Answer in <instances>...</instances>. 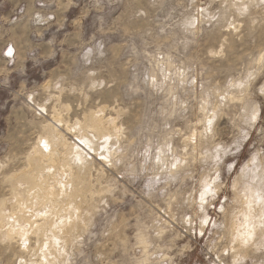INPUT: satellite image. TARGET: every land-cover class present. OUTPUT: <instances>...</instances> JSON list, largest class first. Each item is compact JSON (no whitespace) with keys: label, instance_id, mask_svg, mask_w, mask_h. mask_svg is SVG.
I'll list each match as a JSON object with an SVG mask.
<instances>
[{"label":"rangeland","instance_id":"rangeland-1","mask_svg":"<svg viewBox=\"0 0 264 264\" xmlns=\"http://www.w3.org/2000/svg\"><path fill=\"white\" fill-rule=\"evenodd\" d=\"M37 150L81 177L59 264H264V0H0V264L48 246L5 229Z\"/></svg>","mask_w":264,"mask_h":264},{"label":"bare ground","instance_id":"bare-ground-1","mask_svg":"<svg viewBox=\"0 0 264 264\" xmlns=\"http://www.w3.org/2000/svg\"><path fill=\"white\" fill-rule=\"evenodd\" d=\"M257 113L258 107L256 106L255 115ZM88 118H90V121L95 125L97 134H101L106 130L103 126L104 124L97 118L96 114H89ZM58 135V132L56 133L54 131V134L52 136H56L58 138ZM50 140L52 142V139ZM56 155L53 151H50L47 154L38 152V150L35 151L33 156L35 157L34 159H37L36 165H34V167L32 166L33 168L29 167L30 170L24 172L21 175V178L30 177L33 182H31L32 186L31 188L26 190V194H23L25 197H21L19 194L15 193L14 202L8 212L9 221L11 220L10 215H13L14 218H11H13L15 222L18 221L20 222V224L22 223L23 227H25L23 228V230L18 231H15L14 227L8 226L7 223V227H5V229L9 233H15L16 236H18L21 240L26 239V237L30 234H35L38 238H40L39 242H41L42 244H48L47 247H40L35 251V255L39 257L42 264H59V258L63 255V252H65L64 248L70 245L75 239L80 236V229L82 224V221L80 219V217H82L83 215L82 187L79 185H74L69 191H67L66 187H55L52 186L49 182L50 172L52 171V163H55L57 168H59L58 170H60L61 172L59 173V175L62 173H68V175L70 176H75L76 179L81 178L80 175L77 174V171L72 175L68 162L62 161L64 158L60 159V161L56 164V160H58L55 157ZM44 169H46V172L40 173V170ZM66 198L67 200H72L74 202V205L66 208L67 206L62 204L64 206V210H62V208L59 206L61 204V201ZM60 214H62V217H60ZM58 217H60V220H57ZM9 223L12 222L10 221ZM236 227L237 226L235 224L231 226V231H235ZM244 238L246 239V236ZM58 243L62 244V252H60V250H58L56 246L58 245ZM60 264H65V262L63 261Z\"/></svg>","mask_w":264,"mask_h":264}]
</instances>
